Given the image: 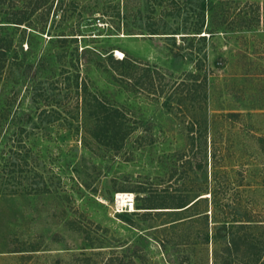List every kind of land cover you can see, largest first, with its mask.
Segmentation results:
<instances>
[{
    "label": "rangeland",
    "instance_id": "obj_1",
    "mask_svg": "<svg viewBox=\"0 0 264 264\" xmlns=\"http://www.w3.org/2000/svg\"><path fill=\"white\" fill-rule=\"evenodd\" d=\"M196 1L65 0L46 25L2 23L16 52L0 82V264H264V0H218L203 29L217 34L191 41L183 37L202 24ZM16 2L1 5L0 21ZM224 15L244 25L222 27ZM84 49L106 63L87 74ZM111 53L127 54L131 75L119 76ZM77 77L117 112L105 138L97 109L78 100ZM215 174L225 212H248L262 243L231 252L207 243L212 198L197 212L209 219L174 227L195 212L141 209L128 213L133 224L112 213L116 193L213 190Z\"/></svg>",
    "mask_w": 264,
    "mask_h": 264
},
{
    "label": "trees",
    "instance_id": "obj_2",
    "mask_svg": "<svg viewBox=\"0 0 264 264\" xmlns=\"http://www.w3.org/2000/svg\"><path fill=\"white\" fill-rule=\"evenodd\" d=\"M6 1L7 0H0V7L1 5L6 4ZM217 1L218 0H197L196 1L197 4L194 10L198 12L197 13L198 19L199 21L202 22V24L200 25L199 24L200 22H198V24L196 25L198 29L192 30V32L187 33L188 35H191V36L189 37L187 36L183 38H190L191 41H194L196 38H198L197 35H202L203 33L209 34L210 37H213L214 35L217 34V32L213 31L214 28H211L214 25L210 23L206 27V32H203V29L205 27V14L208 11L209 14L211 13V17L214 15L215 11L213 13L211 11H213L214 8H217L218 6ZM219 1H222V0H219ZM56 2H57V8H58L59 5L62 6L64 4L65 0H17L16 2L17 5L13 6L12 4L8 6V8H10L9 10H11V14L8 15L9 16L8 18L4 19V22L0 21V31L5 30V27H7L5 25L3 26L2 23L7 24V25L14 24V25H19V26L20 25L27 26V24H31V21L34 16L42 20L44 22V25H46L50 12L52 8L54 7V5L56 4ZM223 18H224V21L222 23V27L224 26L233 27V23L234 25L236 24L244 25V22H245V20L243 19L242 21L238 22L237 20L231 19L230 16L227 17V15H224ZM249 23L251 24H249L247 27L252 28L254 21L251 20L249 21ZM15 28H19V27H15ZM150 34L151 35H178V33H173V34H169V33L167 34V33H162V32L157 33L156 30H154ZM50 36L53 37V35H50ZM166 38L174 39V40L176 39L174 36H170ZM65 40H66L65 38H60L59 41L65 42ZM200 40L206 41L207 36H200ZM28 50H30V48ZM15 52L16 50L13 47V40H9V39L6 40V38L3 39V37L0 36V82L2 79V75L4 74V72H6L5 67L7 68V62L9 60L11 61V59L14 60L12 58L13 57L12 55H14ZM77 57H78L77 58L78 64L82 61L80 63V66H83V68H85V71L87 74L90 73L93 65L103 66L106 63L105 58H103L101 55L99 56L97 54H91V51H88V49L83 50L82 57L81 56H77ZM109 57H110L109 59H111V62L118 64L119 65L118 67H121V69L123 70V73H121V71L119 72V76L124 77L127 75H131L130 70L134 64L128 59L127 54L121 60H116L114 56L112 55V53L109 54ZM42 58H43L42 59L43 63L41 65H43V67L46 68L45 60L47 58L46 56H42ZM41 69H44V68L38 66V71L41 72ZM145 77L146 75H143L138 80L140 85L141 83L142 84L144 83ZM75 82H76L75 87L79 95L78 100L79 99L82 100L83 109L86 110L90 106L97 109L96 112H97V115L99 116L96 119V122L98 123L96 128L99 129L100 132L105 133L102 135V138H105L104 135H106V132L110 131V126H109V124L111 123L110 119L114 115L116 116V113H117L116 110H113L112 104L107 99V97H105L106 95L100 96V94H98L97 92L93 90V88L91 87V83L89 80H87V78L83 79L82 82H79V78L77 77ZM71 84L69 86L70 91H72L74 87L73 84L72 86ZM50 85L54 86L53 83H51ZM195 87L199 88L198 85H195ZM44 92L49 95L52 92L51 94L54 95L52 87L48 88V90ZM55 96L53 97L47 96V98L52 100V98L54 99ZM233 115L235 114H232V116ZM53 118H54L53 115H51V121H53ZM201 138H204L205 144L208 145L207 135L205 136V134H201ZM214 176H215L213 179L214 188L216 189V188H219L217 185L220 182H218V179H217L218 175L215 174ZM194 189L195 191L191 194V192L190 193L185 192L184 190H180V189L174 191L173 189L169 187L168 189L164 190L163 193H155L154 195L150 194V195L141 197L140 195L142 193L145 194L146 192L142 188L137 187V190H135V192L133 193L139 194V199L142 201V203L137 204L136 210L170 209L172 210L171 212L169 211V212H163V213H174V215H183V214H187L192 211L195 212L191 216L179 217L171 221L170 222L171 226L174 227V226H177L178 224H183L187 222L188 220H192V219L194 220L200 217H206V219H209L208 210L203 214L197 213V212H198V207L202 203L204 202L208 203L209 198H212L211 203L214 208L211 211H212L213 218H214V221H213L215 225L214 227L216 229H215V232L211 234V236L209 235V233L207 234L206 236L207 243L217 244L218 242L224 241V244H225L224 251L225 252H228V251L231 252L233 250L231 246L234 245L236 247L240 245V243H243V242H246V243L248 242L249 245L251 246H255L259 243H262L260 239L254 238V236H256V234L254 233V230L258 228L260 223H258V221L254 220L253 218H249L248 216L249 214L247 211H246L247 213H237L231 210H228V212H225L227 208L229 207V205L228 206L222 205V201L224 198L219 197L220 195L218 192L219 190L217 189L210 190L208 189V185H199L197 186V189L196 188ZM226 195L227 194L225 192L224 196ZM152 204L155 206L157 205L158 207L151 208L149 205H152ZM144 205H147V207H145ZM224 207H226L225 210H224ZM218 211H221L223 213L222 221L218 220ZM144 213L146 214H143V215L148 216L149 215L148 213H151V212H144ZM157 213H161V212H157ZM118 216L122 217V219L125 222L131 223V224L134 223L131 217L128 215V213L119 214ZM227 217H232L233 220L230 221V219ZM258 253L252 255L254 259L250 260L251 262L253 261L256 263L258 262L259 256H260V255L258 256ZM220 255L221 253H217L215 257H219Z\"/></svg>",
    "mask_w": 264,
    "mask_h": 264
},
{
    "label": "built area",
    "instance_id": "obj_3",
    "mask_svg": "<svg viewBox=\"0 0 264 264\" xmlns=\"http://www.w3.org/2000/svg\"><path fill=\"white\" fill-rule=\"evenodd\" d=\"M137 207L136 195L131 192H119L115 194L114 202L111 206L112 213L119 215L123 213L135 212Z\"/></svg>",
    "mask_w": 264,
    "mask_h": 264
}]
</instances>
